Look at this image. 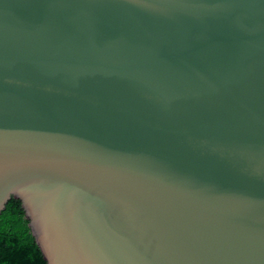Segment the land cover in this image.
Returning a JSON list of instances; mask_svg holds the SVG:
<instances>
[{
  "label": "water",
  "instance_id": "water-1",
  "mask_svg": "<svg viewBox=\"0 0 264 264\" xmlns=\"http://www.w3.org/2000/svg\"><path fill=\"white\" fill-rule=\"evenodd\" d=\"M46 264H264V0H0V214Z\"/></svg>",
  "mask_w": 264,
  "mask_h": 264
},
{
  "label": "trees",
  "instance_id": "trees-1",
  "mask_svg": "<svg viewBox=\"0 0 264 264\" xmlns=\"http://www.w3.org/2000/svg\"><path fill=\"white\" fill-rule=\"evenodd\" d=\"M0 264H46L15 199L0 214Z\"/></svg>",
  "mask_w": 264,
  "mask_h": 264
}]
</instances>
